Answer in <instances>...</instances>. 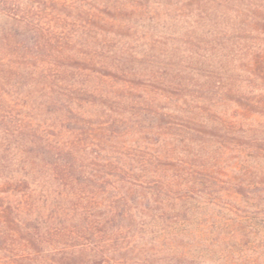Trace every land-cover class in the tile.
Listing matches in <instances>:
<instances>
[{"label": "trees", "instance_id": "trees-1", "mask_svg": "<svg viewBox=\"0 0 264 264\" xmlns=\"http://www.w3.org/2000/svg\"><path fill=\"white\" fill-rule=\"evenodd\" d=\"M0 18V264L228 256L201 211L264 208V0H0Z\"/></svg>", "mask_w": 264, "mask_h": 264}, {"label": "rangeland", "instance_id": "rangeland-1", "mask_svg": "<svg viewBox=\"0 0 264 264\" xmlns=\"http://www.w3.org/2000/svg\"><path fill=\"white\" fill-rule=\"evenodd\" d=\"M4 24V20L0 18V30ZM236 208L239 210L227 212L219 207L211 206L201 211L207 216H218L216 220L221 222V226L224 225L221 237L231 240L232 246H229L231 248L229 255L223 256L217 248H212L201 256L197 253L193 254V261L181 264H264V208H249L243 202L236 204ZM209 236L214 237L215 235ZM203 237L207 238L208 235H203ZM203 237H199V239ZM189 238L191 241L199 240L198 236L191 235ZM196 246V248H201L202 244L198 243ZM170 252L168 249L161 253H155L150 261L144 260V255L138 256V259L139 262H148L147 264H169L168 260L172 256Z\"/></svg>", "mask_w": 264, "mask_h": 264}]
</instances>
